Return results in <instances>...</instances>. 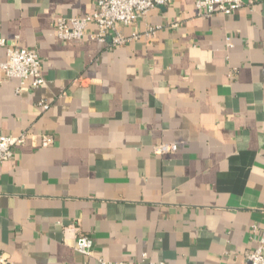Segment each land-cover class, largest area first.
Listing matches in <instances>:
<instances>
[{"label":"crops","instance_id":"crops-1","mask_svg":"<svg viewBox=\"0 0 264 264\" xmlns=\"http://www.w3.org/2000/svg\"><path fill=\"white\" fill-rule=\"evenodd\" d=\"M243 3L202 17L171 0L120 25L130 40L115 47L112 33L57 36L97 0H0V39L36 52L44 79L20 91L0 71V135L29 136L0 165L10 264H247L264 237V0ZM162 143L178 151L155 154Z\"/></svg>","mask_w":264,"mask_h":264},{"label":"built area","instance_id":"built-area-1","mask_svg":"<svg viewBox=\"0 0 264 264\" xmlns=\"http://www.w3.org/2000/svg\"><path fill=\"white\" fill-rule=\"evenodd\" d=\"M171 0H97V8L92 15L83 18H61L57 23V36L63 41H80L88 38L91 41H104L113 34L112 45L122 46L130 38L118 32L119 26H131L147 16L152 10L166 6ZM244 5L243 0H195L198 14L202 17H211L216 14L232 15ZM96 24L98 34H89V25ZM177 27V24H174ZM157 28H150L146 37L150 39ZM0 47L6 48V61L0 63V71L8 79H17L21 82L20 91L35 90L44 84L42 77V63L39 55L31 50L9 46L5 39H0ZM48 108L47 104H42ZM29 136L0 135V165L14 158L17 149L24 146ZM54 144L49 136L41 137V146L48 148ZM176 143H162L154 148L157 155L176 153ZM257 228H254L256 232ZM94 241L90 236L80 235L75 239L74 248L80 254L91 257L94 254ZM100 264H125L123 262H108L99 260ZM0 264H10L8 259L0 254ZM137 264H165L154 263L149 260L148 254ZM247 264H264V237L256 238V247L248 254Z\"/></svg>","mask_w":264,"mask_h":264}]
</instances>
